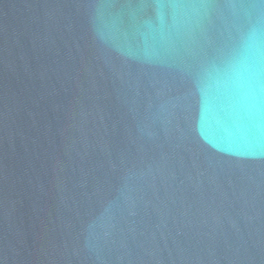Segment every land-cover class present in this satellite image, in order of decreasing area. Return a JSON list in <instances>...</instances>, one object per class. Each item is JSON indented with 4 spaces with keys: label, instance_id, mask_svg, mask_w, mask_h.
Here are the masks:
<instances>
[{
    "label": "water",
    "instance_id": "1",
    "mask_svg": "<svg viewBox=\"0 0 264 264\" xmlns=\"http://www.w3.org/2000/svg\"><path fill=\"white\" fill-rule=\"evenodd\" d=\"M0 264H264V0H0Z\"/></svg>",
    "mask_w": 264,
    "mask_h": 264
}]
</instances>
